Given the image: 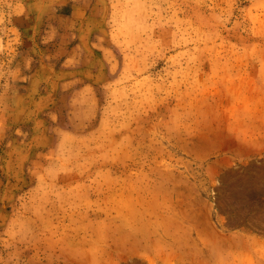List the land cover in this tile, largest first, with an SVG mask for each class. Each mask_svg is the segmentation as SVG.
Wrapping results in <instances>:
<instances>
[{"label": "rangeland", "instance_id": "1", "mask_svg": "<svg viewBox=\"0 0 264 264\" xmlns=\"http://www.w3.org/2000/svg\"><path fill=\"white\" fill-rule=\"evenodd\" d=\"M0 264H264V0H0Z\"/></svg>", "mask_w": 264, "mask_h": 264}, {"label": "crops", "instance_id": "2", "mask_svg": "<svg viewBox=\"0 0 264 264\" xmlns=\"http://www.w3.org/2000/svg\"><path fill=\"white\" fill-rule=\"evenodd\" d=\"M78 8V7H77ZM76 9V8H75ZM71 16V19H72V21L73 22H78V21H81L80 20V18H75V17H73L72 15H70ZM49 38H51L49 35H46L45 36V39H47V41L49 40ZM74 60H76V57H75V55H74V52H72V54H71V56H69V62H72V61H74ZM68 66H70V65H68ZM72 66H75L74 64L73 65H71V70H77L79 67H72ZM75 79H77V77H74V78H71V81H73V80H75ZM79 79H80V77H79Z\"/></svg>", "mask_w": 264, "mask_h": 264}]
</instances>
